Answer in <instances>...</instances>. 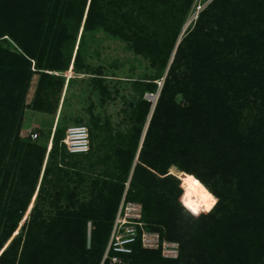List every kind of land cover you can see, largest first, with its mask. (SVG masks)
<instances>
[{
	"label": "trees",
	"instance_id": "trees-1",
	"mask_svg": "<svg viewBox=\"0 0 264 264\" xmlns=\"http://www.w3.org/2000/svg\"><path fill=\"white\" fill-rule=\"evenodd\" d=\"M194 3L0 0V264H112L124 198L179 245L167 259L138 239L125 264H264V0H212L182 35ZM99 34L156 75L130 81L125 125L91 115L88 153L67 151L62 117L47 152L23 135L25 111L56 114L70 69L115 98L87 63ZM204 187L219 202L192 217Z\"/></svg>",
	"mask_w": 264,
	"mask_h": 264
},
{
	"label": "rangeland",
	"instance_id": "rangeland-1",
	"mask_svg": "<svg viewBox=\"0 0 264 264\" xmlns=\"http://www.w3.org/2000/svg\"><path fill=\"white\" fill-rule=\"evenodd\" d=\"M211 1L212 0H195L183 27L182 35L194 27L199 14ZM91 48L92 51L87 63L93 67L102 66L104 68V74L108 79L107 81L111 84V89L115 98L102 105L98 92L90 85L91 75L84 73L74 75L70 69V71L65 74L66 84L56 114L41 113L30 109L25 111L22 130L23 135L33 136L34 131L37 130L39 135L35 141L45 146L47 152H49L52 147V137L60 117L63 119V131L65 135L67 129L71 126L84 125L89 127L91 115L99 116L103 121L110 119L115 127L125 125L123 109L134 95L130 86V81L145 79L156 75V71L150 65L149 61L141 56L135 55L128 49L125 43L112 39L105 34H99L95 42L93 41L91 43ZM70 80L71 84L68 85ZM36 82L37 77L34 78L28 92L27 102H31L34 97ZM158 83L160 84L159 88H161L163 82L158 81ZM116 89H118V93L114 92ZM150 95L151 94L146 95V99L156 102L158 94L154 95L156 98L154 100H152ZM86 163H88V161H86ZM35 200L36 195L31 203V209L35 204ZM144 228L146 229L145 226ZM147 231L151 232L149 230ZM19 233L20 230L16 232L13 238L18 236ZM121 264H125V262Z\"/></svg>",
	"mask_w": 264,
	"mask_h": 264
},
{
	"label": "built area",
	"instance_id": "built-area-1",
	"mask_svg": "<svg viewBox=\"0 0 264 264\" xmlns=\"http://www.w3.org/2000/svg\"><path fill=\"white\" fill-rule=\"evenodd\" d=\"M37 138L38 134L34 133L32 139ZM63 143L70 154L88 153L91 146L89 128L84 125L69 127ZM141 219L142 206L137 203L126 202L124 198L116 214L105 258L112 252L114 253V256L111 257L112 264H121L120 255L130 254L132 252L131 245L139 239L144 249H161L164 258L177 259L179 256L178 243L162 241L159 234L148 232Z\"/></svg>",
	"mask_w": 264,
	"mask_h": 264
},
{
	"label": "clouds",
	"instance_id": "clouds-1",
	"mask_svg": "<svg viewBox=\"0 0 264 264\" xmlns=\"http://www.w3.org/2000/svg\"><path fill=\"white\" fill-rule=\"evenodd\" d=\"M203 187V186H202ZM204 204L202 206L193 207L192 205L182 206L185 207V211L192 217H199L202 213H210L214 206L219 202V198L215 196L211 191L204 187Z\"/></svg>",
	"mask_w": 264,
	"mask_h": 264
},
{
	"label": "water",
	"instance_id": "water-1",
	"mask_svg": "<svg viewBox=\"0 0 264 264\" xmlns=\"http://www.w3.org/2000/svg\"><path fill=\"white\" fill-rule=\"evenodd\" d=\"M150 97H154V95H150ZM179 178V177H178ZM180 179V178H179Z\"/></svg>",
	"mask_w": 264,
	"mask_h": 264
},
{
	"label": "bare ground",
	"instance_id": "bare-ground-1",
	"mask_svg": "<svg viewBox=\"0 0 264 264\" xmlns=\"http://www.w3.org/2000/svg\"><path fill=\"white\" fill-rule=\"evenodd\" d=\"M156 99L155 97H152V100Z\"/></svg>",
	"mask_w": 264,
	"mask_h": 264
}]
</instances>
